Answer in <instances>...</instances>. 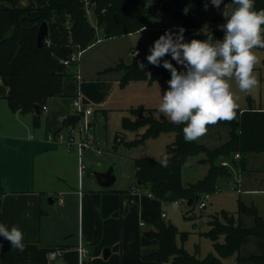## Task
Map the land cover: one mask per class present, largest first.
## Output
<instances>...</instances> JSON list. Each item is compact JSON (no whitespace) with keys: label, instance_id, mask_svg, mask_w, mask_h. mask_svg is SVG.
<instances>
[{"label":"trees","instance_id":"1","mask_svg":"<svg viewBox=\"0 0 264 264\" xmlns=\"http://www.w3.org/2000/svg\"><path fill=\"white\" fill-rule=\"evenodd\" d=\"M209 1L169 0L164 1L161 8L180 19L186 30H201L206 22L213 19L205 9ZM254 6L257 11L264 9V0H255ZM235 7L233 4V9ZM88 9L92 11L96 24L91 23ZM149 18L147 0H0V76L9 86L7 99L11 109L33 113L34 123L38 124L40 113H36L35 105L41 112L48 98L61 94L64 78L69 75V67L62 63V59L68 58L75 50H84L92 45L98 39L97 29L101 31L102 38L117 37L148 27ZM44 21L48 23L49 32L59 31L60 44L51 38V43L44 40L42 46H37L39 26ZM197 35L199 40L223 39V31L219 29L207 33L199 31ZM162 64H150L141 69L136 56L131 64L121 62L109 69H122L123 83L170 80L171 73ZM146 73H151V80ZM132 111L136 118H125L124 127L131 130L146 127V131L131 145L164 132L176 134L174 142L166 148L167 166L162 164L165 159L158 161L149 156L134 160L137 182L149 184L148 193L161 202L182 198L187 199L192 207L199 203L202 194L215 191L219 177L230 174L228 166L222 164L225 158H235L239 153L243 170L246 167L245 153L264 152V107L238 108L235 119L217 123L228 126L230 130L229 138L215 148L197 140L186 142L182 130L185 125L173 124L158 109L145 113L141 108ZM78 118L77 114L69 115L64 119V125L72 126ZM123 138V133L118 132L116 140L122 141ZM201 152L205 153L203 161L210 166L209 173L197 183L186 186L182 181V168L189 157ZM248 216L252 217V223L245 220ZM143 218L150 224L151 238L158 242L155 250L143 254L144 259L160 264L169 261L172 264H221L213 253L199 258L179 246L176 237L180 232L174 224L149 214H144ZM209 224L211 227L205 235L213 240L221 256L237 254L238 264H264V215L255 205L249 206L240 200L237 214L228 211L213 214ZM101 234L99 221L94 242L99 241ZM221 236L223 241H220ZM182 237L186 238V235ZM250 244L256 250L244 253Z\"/></svg>","mask_w":264,"mask_h":264},{"label":"crops","instance_id":"2","mask_svg":"<svg viewBox=\"0 0 264 264\" xmlns=\"http://www.w3.org/2000/svg\"><path fill=\"white\" fill-rule=\"evenodd\" d=\"M100 39L104 38L96 41ZM78 65L69 66L61 94L47 99L46 110L42 106L41 112L36 111L40 113L38 124L33 113L11 109L9 86L0 76V224L9 230L18 226L25 245L21 252L0 236V264H54L49 258L54 249L63 250L58 260L65 264H160L143 258L144 253L158 247V242L145 234L150 224L141 225L147 213L133 211V196L139 194L123 192L114 188L115 184L104 187L95 178H88L86 170L80 177L78 153L48 138L50 131L67 132L75 125H64V119L76 114V94H82L93 106V115L94 104L103 101L115 82L107 78L105 69L87 80ZM74 66L78 71L72 74ZM94 134L92 122L93 139ZM86 153L96 157L104 154L87 150L84 159ZM99 221L102 234L94 242ZM79 242L89 249L84 258L78 250ZM107 248L110 254L106 258Z\"/></svg>","mask_w":264,"mask_h":264},{"label":"rangeland","instance_id":"3","mask_svg":"<svg viewBox=\"0 0 264 264\" xmlns=\"http://www.w3.org/2000/svg\"><path fill=\"white\" fill-rule=\"evenodd\" d=\"M164 1L169 0H147L148 10L150 11L148 27L134 33L100 39L81 53L78 66L81 67L80 71L82 70L85 79L88 80L93 74H97V71L105 69L108 72L107 78L115 81L103 97V101L94 104L96 113L89 118L91 123L94 122L95 125V139L102 140L105 143L103 145L104 154L101 156L96 157L91 153L85 154V162L88 165L86 176L94 179L91 168L92 163L95 165L98 162L101 163L100 166H97L99 169L114 166L118 175L114 188L121 189L123 192L130 191V193L136 191L139 194L133 196L135 199L133 211L136 212L141 209V211L143 210L152 217H160L165 222L174 224L180 232L176 237V243L191 254L204 258L209 253H213L221 264H238L237 254L221 256L216 250L213 240L205 235V232L211 227L209 221L213 214L222 211L237 214L240 200L249 206L255 205L259 213L264 215V152L245 153L246 167L243 170L241 169L240 158H225L224 160L229 164L227 166L230 174L226 173L217 179L216 189L211 192V197L204 208L200 207V202L192 207L189 206L187 199L180 206H176L172 202H161L156 198H149L147 197L149 184H138L134 175V160L136 158L149 156L158 161L164 160L166 148L174 142L176 134L175 132H164L157 137H149L137 145H131L140 134L146 131V127H141L138 130L127 129L124 127V119L134 120L136 115L132 110L136 108L144 109V113L148 110L158 109L162 94L168 89L167 82L169 80L161 79L152 82L132 80L123 83V70L109 68L115 67L121 62L131 64L136 56L139 64H143L144 67L149 66L150 63L147 61V56L150 54L149 49L166 30L175 33L183 28L185 30L183 33L185 42H190L192 39L199 40L197 35L199 31L207 33L216 29L222 30L219 26L226 23L222 15L223 11L230 13L233 10L232 2H222L219 11V8L214 7L209 1L205 9L213 19L206 22L201 30H186L180 19L172 17L161 8ZM158 4L159 6H157ZM90 12L92 11L88 9L90 21L92 24H96L95 17ZM96 33L97 38H102L99 29ZM254 51L260 58V63L257 64L254 70V74L259 80L258 87L250 94H244L239 92L234 80L230 82L233 91L240 97L237 101L240 109L264 107V49L258 48ZM163 60H168L178 70H185L182 65L177 64L171 58V55H166ZM71 70V73L75 74L78 67L74 66ZM69 100L67 99V101ZM229 130L230 128L224 125L209 126L207 134L197 141L209 148H215L229 138ZM118 132L123 133L124 138L122 141L116 140ZM204 158L205 153L203 152L189 157L182 168L184 185L195 184L209 173L210 166L203 161ZM238 179L241 180V188L246 191L238 192L235 189V183ZM179 200L183 201L182 198ZM187 210H189L188 213H185ZM163 213L164 215H162ZM245 220L252 223V217L250 216L246 217ZM140 233L144 235V229H141ZM182 235H186V238H183ZM151 239L155 240V238ZM223 240L224 237L221 236L220 241ZM255 250L256 247L250 244L245 247L244 253ZM163 264H172V262L169 261Z\"/></svg>","mask_w":264,"mask_h":264},{"label":"clouds","instance_id":"4","mask_svg":"<svg viewBox=\"0 0 264 264\" xmlns=\"http://www.w3.org/2000/svg\"><path fill=\"white\" fill-rule=\"evenodd\" d=\"M223 0H211L219 8ZM236 7L223 11L226 23L219 26L222 40L212 38L190 42L184 40V29L166 30L149 49L147 61L160 66L166 55L184 71H178L168 60L162 66L169 70L171 79L162 94L158 112L176 125L183 127L184 140L192 142L207 134L209 126L230 122L236 117L239 96L233 91L234 80L239 92L250 94L259 85L254 74L260 58L255 49H264V9L255 10V0H232ZM187 13V9L184 10ZM139 67L143 69L144 65ZM151 80V73H146ZM167 166V159L162 161ZM0 236L23 252L24 233L13 225L0 224Z\"/></svg>","mask_w":264,"mask_h":264},{"label":"built area","instance_id":"5","mask_svg":"<svg viewBox=\"0 0 264 264\" xmlns=\"http://www.w3.org/2000/svg\"><path fill=\"white\" fill-rule=\"evenodd\" d=\"M221 10L220 8L218 9ZM70 24L68 23V27ZM45 40L48 43H51V37L47 36ZM82 50L78 49L71 53V55L68 58L62 59V63L69 67L73 64H78L80 60ZM73 106L75 108V113L79 116L77 122L74 126H72L71 130L65 132L62 130L57 131H50L48 134V138L51 141L64 144L67 150L69 151H76L78 153V163H79V175L80 177H83L85 170H86V162L84 159V152L87 150L94 151L97 155H100L104 152L103 145L104 141L95 140L91 137L92 132V123L90 121V116L93 113V106L86 100V98L78 93L73 97ZM43 109L46 110L47 106L43 105ZM236 158H240V154H235ZM223 165H229L227 161L222 162ZM241 180L238 179L237 183H235V189L238 192H244L246 190H243L241 188ZM264 191V190H263ZM149 197H154L152 193L147 194ZM211 197V192H205L201 198H200V207L204 208L207 205V201ZM185 200H175L172 203L176 206H180ZM164 215V213L162 214ZM141 225H146L145 221L141 222ZM78 250L80 252V255L84 258L88 255L89 249L88 247L83 243L79 242ZM63 250L62 249H54L49 252V258L52 261H56L59 259V257L62 255Z\"/></svg>","mask_w":264,"mask_h":264},{"label":"water","instance_id":"6","mask_svg":"<svg viewBox=\"0 0 264 264\" xmlns=\"http://www.w3.org/2000/svg\"><path fill=\"white\" fill-rule=\"evenodd\" d=\"M159 6V4L157 5ZM94 8V5L92 6ZM58 30H54L52 32H49V26L46 21L42 22L39 26L38 34H37V46L40 47L43 45L45 38L49 34L51 38L56 42L57 44H60V41L58 39ZM35 109L37 112H39V106L35 105ZM101 163H97L96 165H92L93 175L95 180L104 187H109L115 184L117 175L114 169V166L107 167L105 169H99L97 166H100ZM138 184H141L140 181H138ZM126 209V204H125ZM201 224V223H200ZM145 234L147 236H151L150 231H146ZM110 254V249L107 248L104 251V256L107 258ZM54 264H65L62 260H56Z\"/></svg>","mask_w":264,"mask_h":264}]
</instances>
